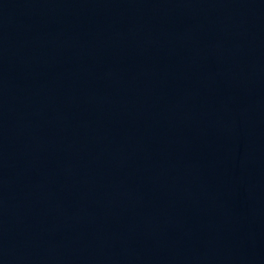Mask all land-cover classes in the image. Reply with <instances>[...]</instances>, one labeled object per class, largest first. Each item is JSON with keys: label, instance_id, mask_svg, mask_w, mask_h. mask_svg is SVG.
Masks as SVG:
<instances>
[{"label": "water", "instance_id": "95a60500", "mask_svg": "<svg viewBox=\"0 0 264 264\" xmlns=\"http://www.w3.org/2000/svg\"><path fill=\"white\" fill-rule=\"evenodd\" d=\"M0 264H264V0H0Z\"/></svg>", "mask_w": 264, "mask_h": 264}]
</instances>
